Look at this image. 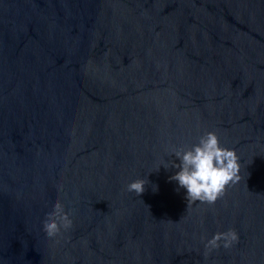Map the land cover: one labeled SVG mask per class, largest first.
I'll use <instances>...</instances> for the list:
<instances>
[{"label": "water", "instance_id": "obj_1", "mask_svg": "<svg viewBox=\"0 0 264 264\" xmlns=\"http://www.w3.org/2000/svg\"><path fill=\"white\" fill-rule=\"evenodd\" d=\"M207 132L241 179L188 206ZM0 264H264V0H0Z\"/></svg>", "mask_w": 264, "mask_h": 264}, {"label": "clouds", "instance_id": "obj_2", "mask_svg": "<svg viewBox=\"0 0 264 264\" xmlns=\"http://www.w3.org/2000/svg\"><path fill=\"white\" fill-rule=\"evenodd\" d=\"M179 163L171 161L172 167L179 171L171 180L178 182L179 187L186 189L188 206L192 203L214 204L221 198L226 188L238 183L240 176L239 156L234 149L222 147L214 132H207L200 137L199 143L188 150L173 152ZM169 167V163H167ZM165 168H167L164 165ZM145 180L138 179L128 185V191L137 196L145 190ZM72 225L70 214L65 212L63 204L57 202L54 210L48 214L43 228L49 237L56 236L61 228L68 229ZM235 230L218 232L207 241L206 247L215 249L221 246L229 248L238 242Z\"/></svg>", "mask_w": 264, "mask_h": 264}]
</instances>
